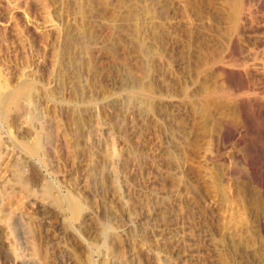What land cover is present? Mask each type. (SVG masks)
Here are the masks:
<instances>
[{
    "label": "rangeland",
    "instance_id": "1",
    "mask_svg": "<svg viewBox=\"0 0 264 264\" xmlns=\"http://www.w3.org/2000/svg\"><path fill=\"white\" fill-rule=\"evenodd\" d=\"M263 4L0 0L1 91L23 90L0 120V264H264V196L238 158L264 149V115L225 96L233 71L212 64L235 54L231 39L243 53L234 69L262 54ZM145 80L157 95L144 106ZM225 123L243 143L217 158Z\"/></svg>",
    "mask_w": 264,
    "mask_h": 264
},
{
    "label": "bare ground",
    "instance_id": "2",
    "mask_svg": "<svg viewBox=\"0 0 264 264\" xmlns=\"http://www.w3.org/2000/svg\"><path fill=\"white\" fill-rule=\"evenodd\" d=\"M93 1V0H92ZM243 1V0H242ZM257 1V0H256ZM263 1V0H262ZM106 3V1H103ZM259 2V1H258ZM227 3V2H226ZM240 3V2H239ZM252 3V2H251ZM87 4V3H86ZM103 4V3H102ZM236 4V3H235ZM250 4V3H249ZM262 4V3H261ZM233 5V4H231ZM239 5V4H238ZM245 5V4H244ZM264 5V4H263ZM225 6V5H224ZM249 6V5H248ZM237 9V8H236ZM242 9H245V8H242ZM261 9V8H260ZM228 10V9H227ZM246 10V9H245ZM187 11V10H186ZM230 11V10H229ZM241 11V10H240ZM252 11V10H251ZM84 12V11H83ZM86 12V10H85ZM231 12V11H230ZM258 12V11H257ZM229 14V13H228ZM238 14V13H236ZM242 19H246L247 17L244 15V13H242ZM233 15V14H232ZM247 15V14H246ZM264 15V14H263ZM132 16V15H131ZM134 16V15H133ZM260 16V15H259ZM228 17V16H227ZM250 17V16H249ZM248 17V18H249ZM234 18V17H233ZM236 18V17H235ZM247 18V19H248ZM251 19V18H250ZM233 20V19H231ZM238 20V19H237ZM236 20V21H237ZM242 20V21H243ZM234 21V20H233ZM252 21V20H251ZM264 21V20H263ZM244 22V21H243ZM247 22V21H246ZM235 23V22H233ZM253 23V22H252ZM259 23V22H258ZM262 23V22H261ZM140 24V23H139ZM231 24V23H230ZM250 24V23H249ZM232 25V24H231ZM243 25V24H242ZM247 25V24H246ZM245 25V26H246ZM208 26V25H207ZM243 27V26H241ZM249 27V26H248ZM251 27V25H250ZM254 27V25H253ZM230 28V27H229ZM228 28V29H229ZM231 29V28H230ZM244 29V28H243ZM251 29V28H250ZM77 30H79L77 28ZM129 30V29H128ZM211 30V29H210ZM232 30V29H231ZM256 30V29H255ZM217 31V30H216ZM228 31V30H227ZM239 31V30H238ZM260 31V30H259ZM85 33V32H83ZM91 33V32H90ZM145 33V32H144ZM157 33V32H156ZM226 33V32H225ZM232 33V32H231ZM82 34V33H81ZM220 35V34H219ZM79 36V35H78ZM82 36V35H81ZM216 36V35H215ZM80 37V36H79ZM78 37V38H79ZM85 37V36H84ZM201 37V36H200ZM209 37V36H208ZM76 38V37H75ZM73 39V38H72ZM226 39V38H225ZM237 39V38H236ZM236 39H231V41L229 42L232 47V49L234 48V51H235V54L233 52H227V53H224L223 56H216L217 54H215V51H213L212 53L215 54V57H213V63L212 64H216L218 68H222L224 69V72L225 70H228V71H233V72H229L226 74V77H228V82L229 83H232L231 85L234 86V88L231 90V92L228 90H226V93H225V96H229V98L233 99L235 104H237L238 106H240L241 108H243L245 111L248 107H254L256 110H258L259 114H263L264 115V51L262 52V54H253L255 53L254 51L251 52L252 54H247L246 55V59L250 62L249 64L248 61H246V59H243L244 62L242 63V65L240 64L241 68L238 69V66L237 68H232L231 66L235 65L233 62V59H235L234 56H238V55H242L243 53L238 51L237 50V47H235L237 43ZM249 39V38H248ZM253 39V38H252ZM262 39V38H261ZM260 39V40H261ZM81 40V39H80ZM215 40V39H214ZM238 40V39H237ZM242 40V39H241ZM89 43L90 41L87 40ZM152 41V40H151ZM218 41V40H217ZM264 41V40H263ZM81 42V41H80ZM85 42V41H84ZM83 43V42H82ZM199 43V42H198ZM257 43V42H256ZM260 43V42H259ZM258 43V44H259ZM264 43V42H263ZM72 44V43H71ZM75 44V43H74ZM84 44V43H83ZM261 44V43H260ZM68 45V44H67ZM80 45V44H78ZM262 45V44H261ZM134 46V45H133ZM139 46V45H138ZM88 47V46H87ZM144 47V46H142ZM152 47V46H151ZM219 47V46H218ZM244 47V46H243ZM261 47V46H260ZM259 47V48H260ZM138 48V47H137ZM147 48V47H146ZM221 48V47H220ZM89 49V48H88ZM92 49V48H91ZM140 49V48H139ZM206 49V48H205ZM212 49V48H211ZM239 49V48H238ZM245 49V48H244ZM137 50V49H136ZM143 50V48L141 49ZM220 50V49H218ZM247 50V49H246ZM245 50V51H246ZM257 50V49H255ZM83 51V50H82ZM147 51V49H146ZM208 51V50H207ZM228 51V50H227ZM243 51V50H241ZM262 51V50H261ZM84 52L86 53V51L84 50ZM139 52V50L137 51ZM148 52V51H147ZM136 53V52H135ZM144 53V51H143ZM207 53H210V52H207ZM212 53L208 54L211 55ZM184 54V53H183ZM206 54V53H203V55ZM221 54V52H220ZM148 55V54H146ZM145 55V56H146ZM151 55V54H150ZM158 55V53H157ZM149 57V56H148ZM147 57V58H148ZM212 56H210L211 58ZM142 58V57H141ZM159 58V57H158ZM206 58V57H205ZM170 59V58H169ZM237 59V57H236ZM239 59V58H238ZM237 59V60H238ZM242 59V58H241ZM143 60V59H142ZM141 60V61H142ZM147 60V59H146ZM209 60V59H208ZM139 61V60H138ZM197 61V60H196ZM211 61V60H210ZM240 61V59H239ZM238 61V62H239ZM142 63V62H141ZM149 63V62H148ZM156 63V62H155ZM199 63V62H198ZM138 66V65H137ZM208 66V64H207ZM221 66V67H219ZM148 67V66H147ZM192 67V66H191ZM92 68V67H91ZM197 68V67H196ZM217 68V69H218ZM138 69V68H137ZM146 66L145 68L143 66H141L140 68V73H141V76H147L146 74ZM215 70V69H214ZM221 70V69H220ZM151 71V70H150ZM197 71V69H196ZM211 71V70H210ZM139 72V71H138ZM137 72V74H138ZM192 72V71H191ZM198 72V71H197ZM205 72V71H204ZM158 74V73H157ZM201 74V73H200ZM153 75V74H152ZM139 76V75H138ZM140 76V78H141ZM145 76V77H146ZM150 76V75H149ZM151 77V76H150ZM167 77V76H166ZM195 77V76H194ZM143 78V77H142ZM152 79V77H151ZM258 82H256V80ZM141 80V79H140ZM148 80V79H147ZM145 80V81H147ZM194 80V79H193ZM152 81V80H151ZM164 81V80H163ZM172 81V80H171ZM190 81V80H189ZM180 82V81H179ZM140 83V82H139ZM209 83V82H208ZM157 84V83H156ZM162 84V83H160ZM137 86V85H136ZM165 86V85H164ZM174 87V86H173ZM182 87V86H181ZM208 87V86H207ZM211 87V86H210ZM155 88V87H154ZM154 88H153V84L152 82H149L147 81V83H142L140 85H138L137 87V91H136V94L138 95L137 98H139L138 100H140V103L144 104H149V105H152V101L154 100V98H156V89L154 91ZM187 88V87H186ZM220 88V87H218ZM2 87L0 86V120H4L7 116V112L9 111H6L5 109H2V106H3V103L7 102L8 104L9 103H18L19 102V99L23 93V90L22 92L21 91H12V92H9V93H5L3 94L1 91ZM176 89V88H175ZM193 89V88H192ZM27 89H25L26 91ZM161 90V89H160ZM215 90V89H214ZM158 91V90H157ZM167 91V90H166ZM173 91V90H172ZM192 91V90H191ZM198 91V90H197ZM201 91V90H200ZM216 91V90H215ZM28 91H26L27 93ZM159 92V91H158ZM209 93V92H208ZM213 93V92H212ZM199 94V93H198ZM202 94H203V90H202ZM214 94V93H213ZM212 94V95H213ZM25 95V93H24ZM23 95V96H24ZM160 95V94H159ZM171 95V94H170ZM182 95V94H181ZM26 96V95H25ZM24 96V97H25ZM194 96V95H193ZM210 97V96H209ZM23 98V97H22ZM21 98V99H22ZM159 98V97H158ZM219 99V98H218ZM137 100V99H136ZM157 100V99H156ZM213 100V99H212ZM217 100V99H216ZM135 101V100H134ZM223 101V100H222ZM157 101H155L156 103ZM159 102V101H158ZM190 102V101H189ZM211 102V101H210ZM227 101H225L224 103H226ZM136 103V102H135ZM213 103V101H212ZM166 104V103H165ZM221 104V103H220ZM229 104V103H228ZM149 105H147L145 108H147ZM154 105V104H153ZM156 105V104H155ZM214 105V104H213ZM9 106V105H7ZM4 107V106H3ZM12 107V106H11ZM14 107V106H13ZM167 107V106H166ZM181 107V106H180ZM226 107V106H225ZM144 108V109H145ZM179 108V107H178ZM8 109V108H7ZM10 109V108H9ZM8 109V110H9ZM21 109V108H20ZM138 109V108H137ZM142 109V108H141ZM149 109V107L147 108ZM146 109V110H147ZM220 109V108H219ZM150 110V109H149ZM217 110V109H216ZM224 110V109H223ZM143 111V110H141ZM161 111V110H160ZM218 111V110H217ZM144 112V111H143ZM244 112V111H243ZM193 113V112H192ZM195 113V111H194ZM213 113V112H212ZM245 113V112H244ZM243 113V114H244ZM139 114V113H138ZM214 114V113H213ZM151 115V114H150ZM169 115V114H168ZM245 115V114H244ZM8 116H9V113H8ZM207 116V115H206ZM212 116V115H211ZM210 117V116H209ZM208 117V119H209ZM246 117V120L249 122L250 121V117L251 116H244ZM162 118V117H161ZM142 120V118H141ZM154 121V120H153ZM246 121V122H247ZM149 122V121H148ZM208 122V121H207ZM215 122V121H214ZM251 122V121H250ZM247 123V124H251V123ZM78 123V122H77ZM140 123V122H139ZM254 123V122H253ZM225 127L222 129L219 137H218V145L217 148H216V151L214 150V152L218 155H216L214 152V154L216 155L217 158H219L221 155L220 153H223L221 151L224 150L225 146H226V143H228V141L230 142L231 139H234L236 138V142L238 144H241L243 143V139H242V130L241 129H232L230 128L228 125H226V123L224 124ZM250 127V125L248 126ZM213 128V127H212ZM251 128V127H250ZM252 128L253 125H252ZM251 128V129H252ZM142 129V128H141ZM195 130V129H194ZM217 130V129H216ZM215 131V130H214ZM254 131V130H253ZM139 133V132H138ZM219 133V132H218ZM256 133H259L261 135H263L262 137L264 138V128L262 129H257V132ZM185 134V133H184ZM81 135V134H80ZM260 135V136H261ZM218 136V135H217ZM80 137V136H79ZM120 137V136H119ZM78 138V137H77ZM140 138V137H139ZM183 138V136H182ZM195 139V138H194ZM254 140V139H253ZM39 142L38 140L35 139V141L32 143V145H28L27 146V151L29 152H36L39 148ZM115 142V140H114ZM217 142V141H216ZM176 143V142H175ZM192 143V141L190 142ZM259 144V143H258ZM25 146V145H24ZM195 146V145H194ZM207 146V145H206ZM236 146V145H235ZM259 145H256V144H252L250 147H249V152L246 154V155H243V156H238V158L240 159V162H241V165L243 166H246L248 168V170L251 171L252 175L254 176L257 184L260 186V190L264 196V169L262 168V164L264 163V149L258 147ZM261 146V145H260ZM115 148V147H114ZM190 148V147H189ZM25 149V150H26ZM183 149V148H182ZM209 149V148H208ZM198 150V149H197ZM207 150V149H206ZM247 150V149H246ZM191 152V151H190ZM115 153V152H114ZM239 153V152H238ZM246 153V152H245ZM231 155V154H230ZM214 156V155H213ZM127 158V157H126ZM212 159V158H211ZM172 160V159H171ZM140 163V162H139ZM201 163V162H200ZM212 163V162H211ZM240 164V163H239ZM212 168V167H211ZM98 169V168H97ZM235 170V169H234ZM147 172V171H146ZM183 172V171H182ZM17 176H18V180L21 184H27V181L25 180L24 178V175L23 173L21 172V170L18 168V171H17ZM204 173V172H203ZM250 173V172H249ZM90 174V173H89ZM89 176V175H88ZM128 176V175H127ZM213 177L215 175H212ZM217 178V176H215ZM214 177V178H215ZM91 178V177H90ZM138 178V177H137ZM203 178V177H202ZM253 178V177H252ZM96 179V178H95ZM119 179V178H118ZM213 179V178H212ZM186 180V179H185ZM192 180V179H191ZM209 180V179H208ZM213 181V180H212ZM211 183V182H210ZM218 184V181L216 182ZM156 185V184H155ZM172 185V184H171ZM158 187V186H157ZM240 187V186H239ZM26 188V187H25ZM114 188V187H113ZM151 189V188H150ZM114 192V196L116 198H119V192L117 190V188L115 189ZM154 192V191H153ZM48 193H49V190H48ZM100 193V192H99ZM119 195V196H118ZM65 200V199H64ZM63 200V201H64ZM117 201V200H116ZM115 201V202H116ZM53 202H55L56 204L60 205L62 203V201L59 199H54ZM66 204H67V208L69 210V213L72 215V217H77L79 216V214H81L82 212V209H83V206L81 204V202H79L78 200L76 199H72V198H67L66 199ZM116 204V203H115ZM119 204V203H118ZM117 205V204H116ZM107 206V205H106ZM134 206V205H133ZM205 207V206H204ZM119 208V207H118ZM121 208V207H120ZM124 209V208H123ZM123 211V210H122ZM126 211V210H125ZM124 213V212H122ZM70 217V219L72 220L73 218ZM117 218V217H116ZM77 219V218H76ZM121 219V218H120ZM74 220V219H73ZM123 223V222H122ZM197 226V225H196ZM240 231V230H239ZM189 232V231H188ZM85 233V232H84ZM83 232H81L80 230H77L76 232V238H78L81 242L80 243H84L86 242V236ZM260 236V235H259ZM222 239V238H221ZM33 243V242H32ZM241 243V242H240ZM250 243V242H249ZM125 245V244H124ZM125 247V246H124ZM188 250V249H187ZM121 251V250H120ZM228 253V252H227ZM39 254V249L38 247L36 246L35 243H33V246H32V253L31 255L34 257V256H37ZM123 256V255H122ZM38 257V256H37ZM32 260V259H31ZM33 261V262H32ZM32 261H30L32 264H36L35 263V259H33ZM125 261V260H124ZM141 261V260H140ZM188 261V260H187ZM207 261V260H206ZM136 262V261H135ZM175 262V261H174ZM87 264H94L93 261L89 260Z\"/></svg>",
    "mask_w": 264,
    "mask_h": 264
}]
</instances>
